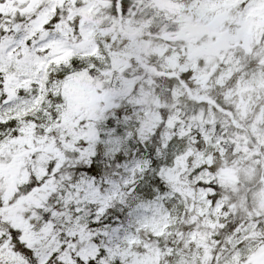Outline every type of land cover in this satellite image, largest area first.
<instances>
[{
  "label": "snow or ice",
  "instance_id": "1",
  "mask_svg": "<svg viewBox=\"0 0 264 264\" xmlns=\"http://www.w3.org/2000/svg\"><path fill=\"white\" fill-rule=\"evenodd\" d=\"M0 264H264V0H0Z\"/></svg>",
  "mask_w": 264,
  "mask_h": 264
}]
</instances>
